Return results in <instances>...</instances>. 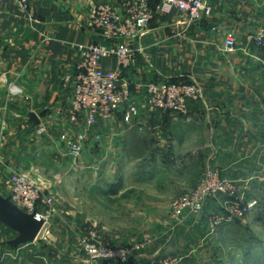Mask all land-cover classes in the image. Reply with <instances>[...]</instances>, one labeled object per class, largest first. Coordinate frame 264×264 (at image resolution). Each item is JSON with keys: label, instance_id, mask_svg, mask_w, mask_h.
I'll return each instance as SVG.
<instances>
[{"label": "crops", "instance_id": "obj_1", "mask_svg": "<svg viewBox=\"0 0 264 264\" xmlns=\"http://www.w3.org/2000/svg\"><path fill=\"white\" fill-rule=\"evenodd\" d=\"M208 1L213 7L210 18L191 22L186 13L172 9L156 14L142 34L129 41L136 59L122 72L131 81L140 118L150 129L146 134L127 126L123 113L116 112L113 123L99 121L89 139L94 145L98 134L102 139L96 144L98 152L116 157L131 148L137 153L150 146L149 134L155 156L145 155L132 166L118 159L115 177L90 184L94 194L120 197L135 185L162 182L168 186L172 177L186 181L200 160L201 168L206 160L240 185L263 172L264 48L257 47L250 36L264 26V0ZM103 2L121 8L124 0H30L26 9L15 0H0V154L10 162L13 153L64 154L69 146L62 136L71 140L82 130L85 117L72 124L68 109L82 59L79 45L106 43L99 30L86 22L90 9ZM151 6L155 8L157 1L152 0ZM226 31L236 37L235 51L222 48ZM102 66L120 69L114 57L103 59ZM165 79L196 81L202 86V98L189 102L188 118L174 120L170 113L155 114L145 108L143 84ZM10 84L21 87L23 93L12 97ZM31 114L37 115L38 123L30 119ZM40 127L44 132L38 134ZM161 151L169 155L160 156ZM17 161L23 165L22 158ZM105 167L101 165L102 176ZM221 201L208 200L206 210L217 208ZM199 222L204 228L205 221ZM161 249L157 244L139 252L128 264H146ZM96 264L121 263L100 260Z\"/></svg>", "mask_w": 264, "mask_h": 264}, {"label": "rangeland", "instance_id": "obj_2", "mask_svg": "<svg viewBox=\"0 0 264 264\" xmlns=\"http://www.w3.org/2000/svg\"><path fill=\"white\" fill-rule=\"evenodd\" d=\"M146 139L150 146H143L141 152L135 153L131 148L116 157L99 153L96 144H101L102 139L96 137L94 145L88 137L78 157L69 151L64 154L13 153L15 158L10 162L1 153L2 195L10 196L14 175L17 171L27 170L31 180L42 188L43 196L52 197L53 202L51 205H36L41 212L51 211L34 242L9 244L17 233L0 222V264H96L100 260L128 264L136 254L145 253L157 244L162 249L155 252L146 264L170 256L181 259V264L186 263L187 258L193 260L189 264H264V166L263 172L252 174L253 177L241 185L235 180V195L207 198L200 213L177 212V206L183 195L199 187L208 168H219L210 166L206 160L203 168L199 161V166L186 181L172 177L168 186L162 182L135 185L120 197H105L101 192H92V182L116 176L115 162L118 159L132 166L143 157L155 156L154 149L151 150V136L148 134ZM163 152L160 156L169 155L168 151ZM21 158L23 165L17 161ZM101 165L106 166L103 176ZM108 172L111 175L107 176ZM212 198L222 201L217 208L206 210L207 202ZM249 203L253 205L243 217L231 213L235 208L249 206ZM200 220L205 221L204 228ZM86 237L89 242L121 246L128 250L126 259H91L82 244ZM134 244L141 247L133 249Z\"/></svg>", "mask_w": 264, "mask_h": 264}, {"label": "built area", "instance_id": "obj_3", "mask_svg": "<svg viewBox=\"0 0 264 264\" xmlns=\"http://www.w3.org/2000/svg\"><path fill=\"white\" fill-rule=\"evenodd\" d=\"M15 1L24 9L28 8L30 2V0ZM151 1L124 0L121 8L110 2H103L95 4L88 13L87 25L99 30L106 43L79 45L82 59L76 67L68 117L72 124L81 122L82 115L85 120L82 130L73 139L69 140L66 134L62 136L64 140H68V151L75 157L81 154L92 128L99 121L113 123L116 112L124 110L125 125L135 126L141 132L150 129L149 123L140 118L141 112L134 102L131 81L122 72V69L130 68L136 59L135 50L129 41L140 36L158 13L166 14L172 9H178L186 13L191 22L208 19L213 14V7L208 0H156L155 8H152ZM212 29L215 30L216 27L213 26ZM250 37L257 47L264 48V26ZM237 47L234 33L226 31L223 50L232 52ZM111 57L117 60L120 69L102 66V60ZM143 86L145 108L155 114L170 113L174 120L188 118L189 102L197 101L203 95L202 86L196 81L176 82L165 79L149 81ZM9 92L15 97L21 95L23 89L10 84ZM43 132V127L37 130L38 134ZM97 138L101 139L98 134ZM261 148L264 151V131ZM42 191V188L31 180L27 170H21L14 175L9 197L14 204L26 211L36 210V215L43 218L46 224L51 209L41 212L36 205L39 203L51 205L53 198L44 197ZM225 194L230 196L236 194L235 180L224 176L219 168H208L199 187L179 199L177 212L200 213L207 198ZM252 205L253 203H249V206L235 208L231 213L235 212L238 217H243ZM93 236L97 237V233L93 232ZM82 244L93 260L112 257L125 260L128 253V250L114 244L101 245L96 241L89 242L88 237L83 239ZM140 247L139 244L132 245L136 250ZM153 264H181V259L170 256L161 258Z\"/></svg>", "mask_w": 264, "mask_h": 264}, {"label": "water", "instance_id": "obj_4", "mask_svg": "<svg viewBox=\"0 0 264 264\" xmlns=\"http://www.w3.org/2000/svg\"><path fill=\"white\" fill-rule=\"evenodd\" d=\"M30 119L39 122L36 114ZM0 222L13 229L17 235L9 240L11 245L34 242L44 227V219L36 215V210L29 212L14 204L9 196L0 193Z\"/></svg>", "mask_w": 264, "mask_h": 264}, {"label": "trees", "instance_id": "obj_5", "mask_svg": "<svg viewBox=\"0 0 264 264\" xmlns=\"http://www.w3.org/2000/svg\"><path fill=\"white\" fill-rule=\"evenodd\" d=\"M171 81V80H170Z\"/></svg>", "mask_w": 264, "mask_h": 264}]
</instances>
